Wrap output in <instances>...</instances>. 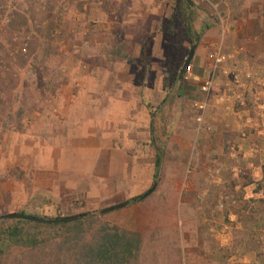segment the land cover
I'll return each mask as SVG.
<instances>
[{"label":"crops","instance_id":"obj_1","mask_svg":"<svg viewBox=\"0 0 264 264\" xmlns=\"http://www.w3.org/2000/svg\"><path fill=\"white\" fill-rule=\"evenodd\" d=\"M103 3L104 7L96 5L97 17L93 18L95 22L88 29L89 37L80 35L69 40L71 43L74 39L82 42L87 40L89 45H95L93 53L89 52L86 55L88 63L94 70L97 68L96 59L108 60L109 64L117 61L129 69L136 66L129 65L127 60L141 59L142 53L126 52L130 48L134 50L133 52L138 49L141 51L147 40L156 45L159 39L163 40L165 36L163 30H160L163 33L159 31L160 23L164 25L163 27L167 24L169 27L175 25L171 20L172 9L175 6L170 3L169 5L154 3L148 6L142 4L140 6L143 7L135 9L134 6L128 8L122 0H103ZM194 4L196 7H192L190 12L191 35L186 34L183 50L189 51L187 55L189 58L191 49L197 46L191 61L195 74L201 78L208 76V61L211 55L208 44H222L225 53H232L239 47H245L246 57L255 74L263 78L264 0H221L217 6L225 22L223 27L213 20L210 14L201 12L203 0H194ZM135 12L139 15L137 16ZM76 14L79 17L76 22H80L81 9ZM69 24L70 34L75 31L72 29L82 27L75 23ZM195 38L199 39L198 44L195 43ZM99 48L102 52L98 53ZM154 49L155 47L152 51ZM120 50L125 53H115H119ZM82 56L84 57V53ZM103 67L107 72L108 67L106 65ZM139 68L145 72L148 66ZM55 69L53 73L68 70L66 66ZM112 73H116V70ZM219 84L220 93L224 91L225 85L222 80ZM130 85L133 83L123 80L120 90H132L134 86ZM141 87L143 88L142 85ZM183 92L185 98L183 102L186 104L188 114L190 107L193 109V104L199 97L198 86L186 84ZM217 95L213 94L214 107L206 115L208 123L214 129L209 137L211 139L205 141L204 146L200 143L196 152L192 154L198 167L201 169L204 166L211 167L221 179L219 182L209 183L216 186L214 192L217 196L216 203L225 200L226 211L218 225L227 230L232 250L242 255L237 264L258 262L264 264V244L258 245V240L264 237V209L253 203L264 199V141L257 130L246 126L248 119H252L254 123H264V117L255 116L251 101L246 107L220 105L216 103ZM58 101L60 100H54L55 104ZM131 105L130 102L124 105L118 103L117 110H114V113L118 112L117 114L104 118L93 115L83 126H78V122L74 124V117L69 114L64 122L66 130H61L57 126V121L53 119L54 115L50 116L51 111L42 118L40 116L33 129L26 127L27 117L23 120V128L20 130L14 128V131H8L0 128V203L5 204L6 198H9L8 201L13 204L12 208L19 211H24L28 207L34 208L29 206L30 203L44 206L45 209L53 203L67 208L79 199L91 201L95 210L126 203L127 196L131 194L130 178L136 170L139 144L137 138L129 136L127 128L134 118L130 112ZM177 106V123L183 120V133L190 132L187 137L197 138L193 121L188 119L187 114L181 113L182 105ZM54 111L59 112L57 109ZM4 124L5 122L2 127ZM235 145L240 146L237 156L231 151ZM13 171L16 172L14 175L11 174ZM235 171L239 172V177L234 176ZM201 209L200 214L204 216L200 222L206 224L209 221L205 214L210 213L204 208ZM113 214L148 213L144 206L139 204ZM215 229L217 230L216 225ZM133 232L139 233L136 230ZM212 263L223 264L218 259Z\"/></svg>","mask_w":264,"mask_h":264},{"label":"rangeland","instance_id":"obj_2","mask_svg":"<svg viewBox=\"0 0 264 264\" xmlns=\"http://www.w3.org/2000/svg\"><path fill=\"white\" fill-rule=\"evenodd\" d=\"M122 1L128 8L134 6V9L143 7L140 6L142 4L148 6L154 3L164 5L170 3L175 6L172 14L173 10L180 5L179 0ZM191 1L193 7H196L194 0ZM203 1L204 4L200 10L202 13L209 14V2ZM220 2L221 0L215 1L216 5ZM80 9L81 21L76 22L79 18L76 12ZM135 14L139 15L138 12ZM96 17V0H42L41 2L0 0V26L3 19L12 21L8 27H1L2 31H0V58L11 65V72L0 79V128L8 131H14V128L20 130L23 128V120L27 117L33 120V126L28 129H33L40 116L42 118L51 111L50 116L54 115L53 119L57 121V126L61 130H66L64 122L69 114L74 117V124L78 122V126H83L93 115L104 118L117 114L118 112L114 113V110H117L118 103L124 105L130 102L132 104L130 112L134 118L127 128H129V136L137 138L139 144L136 153V170L130 178L131 194L127 196L126 203H130L128 207L142 204L148 214L112 213L103 216V220L128 231H139L146 238L152 237L156 245H159L158 251H163L168 244L175 245V250H181L183 264H213L215 259H218L220 263L229 264L230 252L220 249V243L210 233L211 227L215 225L218 231L222 230L223 226L218 224L222 222L223 213L226 211L225 202L224 209H219L221 200L218 203L215 201L216 186L209 183V181L214 182V179L205 174L203 168L193 163L195 164L192 169L195 186L198 190L208 191V199L203 203L197 202L195 196L186 193L183 187L190 158L193 157L195 160L192 153L196 152L200 143L204 146V142L211 139L198 135H196L197 138H189L186 135H190V132L182 131L183 120L177 123V105H182L181 113L187 114L186 104L183 102L185 100L183 90L187 83L182 80L179 82V76L188 59L189 51L183 50L188 28L181 23H175L171 29L169 24L163 27L164 25L160 23L159 31H164V41L159 39L156 45L152 44L151 40H147L141 51L138 49L133 52L134 50L130 48L126 52L127 54L142 53L141 59L127 60L129 65L136 66L129 69L117 61L118 64L115 61L109 64L108 60L96 59L97 68L94 70L88 63L86 55L89 52L93 53L92 49L95 45L90 44L84 47L87 40L82 42L74 39L72 43L69 40L80 35L88 38V29L92 27L95 22L93 18ZM69 23L82 25V27H78L79 31L72 29L75 31L70 34ZM56 30L61 32L60 38L54 37ZM160 33L163 32L160 31ZM23 35L31 38L26 56L18 53L19 42L14 44L12 40L15 36ZM98 46L100 47V44ZM153 47H155L154 51H152ZM12 52H15L14 59L9 57ZM99 52H102L100 48ZM117 52L115 53H125L122 50ZM49 60H52L51 63L48 62ZM104 65L108 67L107 72ZM144 65L148 66L145 72L139 68ZM58 66H66L68 70L53 73V70L56 71L55 68H59ZM45 70L51 72L46 73ZM113 70H116V73H112ZM123 80L133 83L130 85L134 86L132 90H120ZM155 87L159 88L155 90ZM54 100L60 101L55 104ZM48 104L50 106H46ZM55 109L59 112H55ZM150 112L153 113V124L155 123L157 135L165 136L163 132L171 135L166 142L167 155L162 161L159 172L155 171L153 153L147 154L144 150L150 140L152 120ZM187 115L196 128L192 107ZM6 121L9 122L8 125L4 124L2 127ZM15 173L13 171L11 174ZM216 176L217 173H215ZM155 182H158L156 192L144 201L138 202ZM8 199L6 198L5 204L0 203V218L24 213L56 219L103 210H95L91 201L79 199L67 208L53 203L45 209L44 206L30 203L29 206L34 208L28 207L24 211H19L12 208L13 204ZM134 199L136 200L133 201ZM201 208L210 213L205 214L209 221L206 224L200 222L204 216L200 214ZM159 262L160 264H177L180 262V257L172 253L169 259H160Z\"/></svg>","mask_w":264,"mask_h":264},{"label":"trees","instance_id":"obj_3","mask_svg":"<svg viewBox=\"0 0 264 264\" xmlns=\"http://www.w3.org/2000/svg\"><path fill=\"white\" fill-rule=\"evenodd\" d=\"M179 1L171 20L185 25L191 35L192 7ZM195 39L198 44L199 39ZM150 116V140L144 150L153 153L155 171L159 172L171 135L163 132L165 136H158L152 112ZM253 203L264 209V199ZM158 247L152 237L111 225L103 216L67 224L0 223V264H160V259L167 260L172 253L180 257L177 264H183L181 250H175V245L168 244L163 251Z\"/></svg>","mask_w":264,"mask_h":264},{"label":"built area","instance_id":"obj_4","mask_svg":"<svg viewBox=\"0 0 264 264\" xmlns=\"http://www.w3.org/2000/svg\"><path fill=\"white\" fill-rule=\"evenodd\" d=\"M36 2H41L42 0H34ZM209 2L210 8L208 13L210 17L218 22L220 26H224L225 22L219 11L218 6L215 1L217 0H207ZM96 5L104 7L103 0H96ZM1 27H8L12 21L10 19H3L1 22ZM55 38L61 37L60 31L54 32ZM14 44L19 42L20 48L19 52L22 56L28 55L29 44L31 38L28 35H23L21 37L15 36L13 39ZM85 46H89V43H85ZM208 48L211 51V55L208 61V76L206 78H201L197 76L194 72V66L191 64L185 69L182 77L184 83L196 84L198 86L199 97L193 104L194 109V121L196 125V132L198 136L210 137L213 134V127L207 121V113L213 108L212 96L214 93L216 95L219 93L220 89L219 81H224V91L217 95L216 103L220 105H240L241 107L248 106L249 101L252 102V111L258 118L264 117V77L259 78L254 70L249 60L247 59V50L245 47H239L232 53H225L223 45L208 44ZM11 59L15 58V52L9 54ZM11 72V65L9 62L0 58V79L5 77ZM8 121L5 122V126L8 125ZM25 124L28 128L33 126L32 118H26ZM246 126L257 130L260 137L264 141V123H254L252 119L246 121ZM243 135H245L243 133ZM245 137V136H243ZM231 151L235 156L240 152V146H233ZM194 158H190L188 163L187 178L184 182V190L186 193L193 194L197 202H205L208 199L209 192L206 190H198L195 186L194 178ZM205 174H207L214 182H219L217 176L215 177V172L211 167H202ZM235 177H239V172H234ZM225 200H221L219 203V209H224ZM211 236L217 239L220 243V249H225L230 252V257L228 259L230 264H237L238 259L242 258L240 252L232 250L230 247V240L228 239V233L226 229L220 231L216 230L215 227L210 229ZM264 244V237L258 240V245L262 246ZM251 264V263H250ZM254 264H260L254 263Z\"/></svg>","mask_w":264,"mask_h":264},{"label":"water","instance_id":"obj_5","mask_svg":"<svg viewBox=\"0 0 264 264\" xmlns=\"http://www.w3.org/2000/svg\"><path fill=\"white\" fill-rule=\"evenodd\" d=\"M185 1L191 7H193V3L191 0H185ZM196 48H197V46L195 45L191 49L189 58L187 59L185 66L180 73L179 82L182 80L185 69L191 63V61L194 57ZM157 188H158V182H155L154 185L152 186V188L147 193H145L143 196H141V198H139L138 202H142L143 200L149 198L151 195H153L156 192ZM129 205H130V203H124V204L117 205V206H114L111 208H107V209H104V210H101L98 212L85 213V214H80V215L71 216V217H65V218H61V219H47V218H41V217H36V216H32V215H27V214L16 213V214H11V215L0 218V223L8 222V221H30V222L41 223V224H67V223H73V222H77V221L88 219V218L105 216V215L114 213L116 211L122 210V209L128 207Z\"/></svg>","mask_w":264,"mask_h":264}]
</instances>
